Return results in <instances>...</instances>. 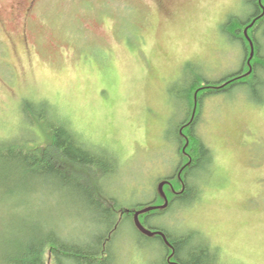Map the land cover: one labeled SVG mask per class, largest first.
<instances>
[{
	"label": "rangeland",
	"instance_id": "374dc122",
	"mask_svg": "<svg viewBox=\"0 0 264 264\" xmlns=\"http://www.w3.org/2000/svg\"><path fill=\"white\" fill-rule=\"evenodd\" d=\"M249 1L38 0L25 36L23 19L7 23L17 0H0V142L31 133L25 101L45 104L84 150L115 166L110 175L97 166H64L77 185L47 179L13 195L0 181V244L33 225L31 236L51 232L69 247L98 241L107 264L165 260L157 235L139 232L121 209L164 202L159 183L180 166L189 134L180 127L189 117L179 94L187 70L219 80L246 68L242 42L225 28L231 16L250 13ZM257 38L264 50V35ZM258 94L264 99V86ZM197 107L194 131L210 162L192 178L195 195L177 198L166 185L169 208L140 220L169 236L192 235L218 254L215 264H264V100L236 85ZM104 210L119 223L107 242ZM53 262L48 251L45 264Z\"/></svg>",
	"mask_w": 264,
	"mask_h": 264
},
{
	"label": "trees",
	"instance_id": "16d2710c",
	"mask_svg": "<svg viewBox=\"0 0 264 264\" xmlns=\"http://www.w3.org/2000/svg\"><path fill=\"white\" fill-rule=\"evenodd\" d=\"M249 3L250 13L242 17L231 16L226 23L225 30L230 34L231 38L239 39L242 42L246 55V50H249V43L245 40L241 32L256 18L253 26L248 28V32L255 42V53L251 59L253 68L250 74L236 77L248 71V66H246L243 72L238 71L219 80H210L203 74H197V71L195 72L192 68L187 70L188 79H186V82L188 84L186 88L181 89L179 94L181 100L183 102L185 101L184 108L187 109L189 115V117L184 118L186 120L183 119L180 122V127L183 126V129L188 128L189 131L187 136L189 142L185 148L188 156L186 157L182 151L185 145L183 142V145L179 147V153L183 160L181 159V164L175 173L167 177L171 180V185H167V187L170 193H172V196L176 195L174 191L182 189L183 184L185 186V189L179 195H176L177 198L180 197L183 200H189L195 195L196 182L192 178H195L194 176L198 172V169L205 167L210 162V152L207 145H205L203 140L194 131V123L197 121V115L191 120L195 104H199L201 100L209 95L219 93L228 88L230 89L236 85H244L254 100H264L258 94L259 88L264 86V78L262 77L264 74V50L257 38V33L261 32L264 35V0H261V3H259V0H250ZM197 110L198 107L196 108V113ZM23 111L29 117L28 121L30 123L28 125L29 129L27 130L32 133V129L35 130L34 127H37L39 132L42 130L41 133L48 136V140L44 143L43 140L39 139L40 135L33 136L31 133L27 134V132L21 135L25 136L24 138L18 136L10 139H2L3 141L0 142V181L4 182L3 190L5 192L13 195L17 191L24 190V188L33 189L38 181L44 183L47 179L56 180L69 186L77 185L72 175L70 176L65 172L64 166L76 168L77 171L81 172L86 168L80 170L78 167L89 166L101 167L107 173L106 175L114 172L115 166H112V162L109 165L108 162L102 161L103 158H97V155H92L84 150L82 145L75 139L74 132L63 125L58 120L57 114L49 110V108L47 109V105L41 104L40 106H34L32 102L25 101L23 103ZM181 169V176L184 173L183 184L176 177ZM173 181L179 182L177 189H175V182ZM88 202L92 207L99 208L98 203L91 201V199ZM121 211L125 213L129 212V216H132L133 213L132 208H128V210L121 209ZM104 212L105 214L99 216L101 220L103 219L100 223L110 233L105 237L107 242L112 236L111 233L117 229L119 223H116L115 213V216H112V220L110 214L106 213L108 211L104 210ZM151 212L147 214L150 215ZM135 228L141 232L136 226ZM32 231L33 225L29 230L24 227L21 230L23 237L11 238L5 243L0 244V254L2 257L0 264H45L48 251L52 254L54 264H107L108 262L109 258L102 259L108 257V253H100L98 241L92 247H69L65 243L57 240L51 232L33 237L31 236ZM157 237L160 239V244L162 245L161 252L167 253L165 260L163 258L157 264H171L168 261L171 252L170 248L161 236L157 235ZM167 238L175 249L172 260H176L178 264L216 263L215 260L218 254L205 245L195 243L192 235L179 238L167 235ZM106 242L102 246L103 251L109 249Z\"/></svg>",
	"mask_w": 264,
	"mask_h": 264
},
{
	"label": "water",
	"instance_id": "95a60500",
	"mask_svg": "<svg viewBox=\"0 0 264 264\" xmlns=\"http://www.w3.org/2000/svg\"><path fill=\"white\" fill-rule=\"evenodd\" d=\"M260 2H261V0H260ZM263 13H264V11H263ZM255 20H256V18L248 26H246L245 29H244L245 37L249 41V44H250V47H251L250 56H249V58L247 60L249 66H250V69H249V71L246 74H249L252 71L251 59H252V57L254 56V53H255L254 41H253V39L248 34V28L251 27V26H253ZM187 143H188V141H187ZM166 182L167 181L161 182L160 185H159L160 191H161V193H163V196L165 197V203L163 205H159V206H156V205L146 206V207H144L142 209H139V210L135 211V213H134V219H135L136 226L138 227V229L142 233H144V234H146L148 236H153V235H160V236H162V238L164 239V241L166 242V244L170 248H172L173 249V252H174L175 249H174L173 244L168 240L167 235L163 231H161V230H151V229H148L147 227H145L141 223L140 218H139L140 214L149 212V211L154 210L156 208H164V207H166L168 205V199H167L165 193L163 192V185ZM173 252H172V255H173Z\"/></svg>",
	"mask_w": 264,
	"mask_h": 264
},
{
	"label": "flooded vegetation",
	"instance_id": "af4514ba",
	"mask_svg": "<svg viewBox=\"0 0 264 264\" xmlns=\"http://www.w3.org/2000/svg\"><path fill=\"white\" fill-rule=\"evenodd\" d=\"M38 0H17L15 5L8 11L9 21L8 24L11 25H18L20 24V18L23 19V35L27 36V18L29 17L30 13L32 12L33 8L36 6ZM3 12L0 9V13ZM20 12L22 13V17H20ZM5 23L4 20L0 19V29L5 30ZM180 191L176 192L179 193Z\"/></svg>",
	"mask_w": 264,
	"mask_h": 264
}]
</instances>
